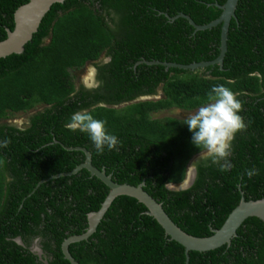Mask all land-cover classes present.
Here are the masks:
<instances>
[{
    "label": "trees",
    "instance_id": "trees-1",
    "mask_svg": "<svg viewBox=\"0 0 264 264\" xmlns=\"http://www.w3.org/2000/svg\"><path fill=\"white\" fill-rule=\"evenodd\" d=\"M27 1L0 0V40L13 28L15 9ZM224 1L54 2L23 51L0 57V141H11L0 148V264H71L61 243L86 230L88 213L99 209L109 188L86 168L56 175L85 158L81 149L68 147L86 148L92 164L119 183L143 182L192 235H210L242 196L264 197V0L237 1L221 66L191 70L145 62L215 58L220 24L195 30L185 17L169 16L183 12L204 24L220 14L216 3ZM87 63L96 68L98 87L76 85L75 72ZM219 84L243 101L240 114L248 123L232 142L233 166L224 172L198 158L185 118L154 115L198 109ZM158 90L159 97L134 101ZM84 109L107 121V131L122 142L118 150L97 154L86 133L66 128L70 116ZM18 113L28 114L23 126L8 121ZM191 161L193 183L168 189V182L184 179ZM249 168L259 174L249 179ZM146 209L135 197L116 196L94 232L69 243L70 254L79 264H264V221L258 217L246 218L229 244L189 250L186 262L184 246ZM36 241L41 254L31 249Z\"/></svg>",
    "mask_w": 264,
    "mask_h": 264
},
{
    "label": "water",
    "instance_id": "water-1",
    "mask_svg": "<svg viewBox=\"0 0 264 264\" xmlns=\"http://www.w3.org/2000/svg\"><path fill=\"white\" fill-rule=\"evenodd\" d=\"M63 0H28L27 2L19 5L14 13H13V28L6 29V37L0 40V57L9 55L11 53H20L23 51L25 43L31 39L32 34L37 30L38 25L44 16V14L49 10L50 6L54 2H61ZM238 0H225L224 3L218 4L216 6L221 9L220 14L204 24H197L193 21V19L183 13L179 12L174 16H169L170 19H174L177 16L185 17L189 23L197 29H205L210 28L212 26H216L220 24V44H219V53L217 56L210 60H202L191 63H177L171 61H160V60H149L145 61L150 64H162L165 68L168 67H178L182 69H191L194 70L196 68H204L208 65L218 64L222 65L223 57L227 50V31L230 19L235 17V8ZM160 94L157 95H141L134 99L143 100L149 98L159 97ZM68 148H76L81 149L85 158L83 162L76 165L72 170L68 172H62L56 175L61 174H71L75 173L81 168H86L91 175H95L101 181H103L109 188L104 200L101 203L99 209L95 211H91L87 215V227L86 230L81 234H72L67 236L61 243V249L63 255L66 259L69 260L71 264H79L77 260L70 254L68 250V245L71 242L78 241L81 239L87 238L91 235L96 226L109 207L112 200L118 195H129L135 197L139 202H142L146 206V213L151 215L153 218L157 220V222L163 227L166 235L169 236L170 239H173L184 246L186 252V262L188 260V251L189 250H197V251H207L211 249H215L221 245L229 244L231 238L236 235L237 228L241 225V223L248 217H258L262 221H264V197L257 199H245L243 196L240 198L239 202L231 209L225 218L224 222L218 228H213L212 233L206 236H196L190 233H187L183 229H181L165 212L162 207L161 202L157 201L153 196H151L146 190L143 188V182L138 183L136 185L130 183H119L112 179L111 174H107L104 168H97L91 162V154L84 147H68ZM199 155V154H197ZM197 155H195L192 159H194ZM192 170L191 178H188V170ZM196 174V170L192 161L189 162L186 170L185 177L182 181L174 183L168 182L166 187L171 190H181L188 188L194 181ZM55 175V176H56ZM16 241L18 243H22L20 238H17ZM35 246V247H34ZM31 249L41 254V249L37 244V241L34 245L31 246ZM186 264V263H185Z\"/></svg>",
    "mask_w": 264,
    "mask_h": 264
},
{
    "label": "clouds",
    "instance_id": "clouds-1",
    "mask_svg": "<svg viewBox=\"0 0 264 264\" xmlns=\"http://www.w3.org/2000/svg\"><path fill=\"white\" fill-rule=\"evenodd\" d=\"M91 71L95 74V69ZM228 83L231 84L232 81ZM98 86V82L89 85ZM242 111L243 101L238 99L237 93L226 85L219 84L211 88L207 93V100L183 121L192 133V143L200 149L198 158L218 165L221 172L228 171L233 166L230 157L236 134L247 130L248 123L240 114ZM106 124V120L95 118L91 111L84 109L70 116L66 128L86 133L97 154H102L105 149L118 150L122 146L117 135L107 131ZM10 142V139L5 138L0 141V148H6ZM258 174L255 168L245 171L249 179Z\"/></svg>",
    "mask_w": 264,
    "mask_h": 264
},
{
    "label": "rangeland",
    "instance_id": "rangeland-1",
    "mask_svg": "<svg viewBox=\"0 0 264 264\" xmlns=\"http://www.w3.org/2000/svg\"><path fill=\"white\" fill-rule=\"evenodd\" d=\"M92 69H94V66L91 63H87L81 69L77 70L75 72L76 73V85L79 84V81L83 82L88 87L90 84H93L94 83V74L91 71ZM196 110L197 109L191 110V111H186V110H181L178 108H169V109L161 110V111L155 113L154 115L158 116V117H160V116H176L178 118H186L189 114L195 112ZM26 115H27V113H18V114H15L8 121L12 122V120H13V121H16L17 125L23 126V125H25Z\"/></svg>",
    "mask_w": 264,
    "mask_h": 264
},
{
    "label": "flooded vegetation",
    "instance_id": "flooded-vegetation-1",
    "mask_svg": "<svg viewBox=\"0 0 264 264\" xmlns=\"http://www.w3.org/2000/svg\"><path fill=\"white\" fill-rule=\"evenodd\" d=\"M100 60H101L102 62H106V61L108 60V57L101 56ZM91 64L93 65V63H91ZM93 66H94V65H93ZM94 69H95V73H96V68L94 67ZM94 83H96L95 74H94ZM79 84H82L83 86L88 87V86L85 85L83 82H80V81H79ZM79 84H78V85H79ZM157 94H161L160 90H158V93H157ZM27 116H28V114L26 115L25 123L27 122V121H26V120H27ZM12 123H14V124L17 125L16 121H13V120H12ZM17 126H19V125H17Z\"/></svg>",
    "mask_w": 264,
    "mask_h": 264
},
{
    "label": "bare ground",
    "instance_id": "bare-ground-1",
    "mask_svg": "<svg viewBox=\"0 0 264 264\" xmlns=\"http://www.w3.org/2000/svg\"><path fill=\"white\" fill-rule=\"evenodd\" d=\"M191 175H192V170L189 169V170H188V178H191Z\"/></svg>",
    "mask_w": 264,
    "mask_h": 264
}]
</instances>
